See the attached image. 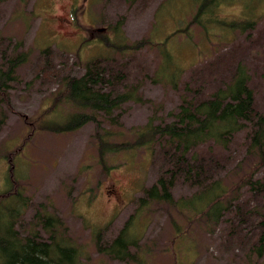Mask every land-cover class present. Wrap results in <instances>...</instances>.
Returning a JSON list of instances; mask_svg holds the SVG:
<instances>
[{"label":"rangeland","instance_id":"rangeland-1","mask_svg":"<svg viewBox=\"0 0 264 264\" xmlns=\"http://www.w3.org/2000/svg\"><path fill=\"white\" fill-rule=\"evenodd\" d=\"M174 1L7 0L0 4V66L4 56L28 55L8 84L9 104L0 102V194L7 188L22 193L27 206L16 228L22 232L37 207L54 210L80 250L82 264H264L249 246L260 234L264 192L244 180L262 178L264 169L253 168L258 160L245 150L247 130L235 135L227 149H213L221 166L213 179L227 190L226 201L235 200L219 224L211 228L204 217L177 209L176 203L187 202L200 191L178 180L171 190L173 206H152L132 224L141 248H132L136 261L128 262L98 254L93 231L103 232L105 244L112 241L140 207L143 189L155 184L166 164L161 160L152 164L144 148L109 153L102 161L95 138L98 127L93 123L73 132L53 130L75 112L63 94L65 79L82 76L87 62L108 55L118 65L128 62L126 91L139 87L144 101L124 103L112 122L99 116L100 123H118L116 131L124 132L125 141H131L133 132L154 115L169 121L166 114L176 109L180 97L192 96L185 85L191 89L201 85L197 99L204 100L227 86L238 66L248 77L258 110L264 112V4L259 0L222 4L218 18L254 17L253 30L225 31L215 24L206 36L201 26H188L197 2ZM184 24L189 37L174 35L167 43L174 61L186 70L175 89L160 77L162 58L153 45ZM115 31L123 45L141 40L149 44L126 59V54L103 45L104 40L114 41ZM199 153L209 155V149L200 148ZM200 206L197 202L195 209ZM176 232L182 237L177 238Z\"/></svg>","mask_w":264,"mask_h":264},{"label":"trees","instance_id":"trees-1","mask_svg":"<svg viewBox=\"0 0 264 264\" xmlns=\"http://www.w3.org/2000/svg\"><path fill=\"white\" fill-rule=\"evenodd\" d=\"M5 1L7 0H0V4ZM194 2H197V5L188 26H201L206 36L209 27L215 24L225 31L253 30V24L256 22L254 17L218 18L219 7L222 4H235L236 0ZM259 3L264 4V0H259ZM118 32L115 31V42L104 40L103 45L109 50L126 54V59L149 44L141 40L123 45L122 36H119ZM171 34L153 46L162 58L160 77L165 78L176 89L178 78L186 70L174 61V55L168 49L167 43L174 39V35L185 34L188 38L189 31L184 24L183 28L180 27ZM112 56L93 58L85 64L82 76L65 79L63 94L75 112L66 118L63 125L54 127L53 130L62 133L73 132L93 123L98 127L95 138L98 155L102 161L109 153L118 154L121 151L144 148L152 158V164L158 163V160L163 161V165L166 164L167 167L161 171L155 184L143 189V197L138 200L140 207L126 220L112 241L105 244L102 242L103 232L93 231L98 254L113 261L128 262L136 261L133 259L137 253H132V248H141L135 240L134 236L137 234L134 233V228L132 230V224L140 214L152 206H173L175 203L171 190L178 180H182L184 184L190 183V186H196L200 191L187 202L181 200V203H176L177 209L188 211L193 216L204 217L205 225H211V228L214 227L213 224H219L222 214L228 211V207L235 200L226 201L224 197L227 190L219 180L213 179L221 169L213 149H227L235 135L247 130L249 133H245V150L255 155L258 160L253 168L264 169V112L258 110L248 77L238 66L231 82L204 100L197 99L201 85L194 89L185 85L186 91L191 92L192 96L189 99L180 97L176 109L166 114L169 121L154 115L133 132L131 141H125L122 139L124 132L122 133L121 129L116 131L118 123H100L99 118L112 122L114 112L120 110L124 103L144 101L140 97L139 87L135 86L126 91V82L129 80L128 62L125 60L118 65ZM27 58L25 52L12 57H2L0 102L9 104L8 84L15 80L17 68L25 64ZM2 122L3 118H0V123ZM106 126L115 128V131L107 130ZM114 137L116 140L113 142L111 139ZM203 147L209 149V155L203 156L199 153V149ZM215 169L217 171H214ZM250 182L248 179L244 180V184L264 192V176ZM197 202H201V206L195 209ZM26 206L19 190L7 188L0 194V264H82L80 250L72 240L65 223L54 210L46 211L45 207H37L28 223L27 231L16 229L18 219L24 214ZM260 217L262 224L259 237L256 241H249V246L257 257L264 258V213H260ZM175 235L177 238L182 237L180 232Z\"/></svg>","mask_w":264,"mask_h":264}]
</instances>
